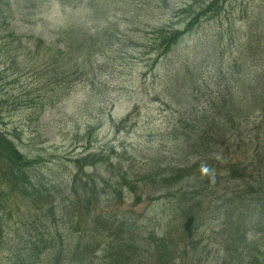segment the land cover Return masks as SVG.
<instances>
[{
    "label": "rangeland",
    "instance_id": "rangeland-1",
    "mask_svg": "<svg viewBox=\"0 0 264 264\" xmlns=\"http://www.w3.org/2000/svg\"><path fill=\"white\" fill-rule=\"evenodd\" d=\"M230 1L218 20L205 21L177 51L160 59L163 48L159 30L183 28L180 12L190 0H100L92 9L84 4L78 12L62 8L59 0H20L18 4L12 0L13 13L0 1V128L15 139L24 155L37 159L36 172L40 179L46 175L47 183L67 185L84 169L95 190L96 216H102L97 245L98 241L100 245L117 241L118 228L107 230L120 223L109 222L108 217L118 216L125 218L127 236L140 234L141 251L147 250L157 263L178 258L177 252L184 264H220L227 257L217 240L220 222L215 218L220 203L208 200L196 216L187 214L212 191L211 187L202 189L195 200L192 198L198 174L205 172L201 166L212 158H203L193 175L180 182L168 173L171 183L165 186L148 183L147 175L155 163L172 169L176 164L190 167L202 159L187 158L182 141L176 144L169 132L173 121L192 116L181 103L184 95L193 96L192 108H197L194 117L203 118L211 102L210 93L218 86L212 80L214 61L225 65L234 62L241 45L246 44V33L249 35L250 10L256 16L264 15V0H247L254 4L245 12L242 5L246 6V0ZM19 4L21 9H15ZM13 28L14 37L10 35ZM104 32L112 39L109 52L103 58L93 57L79 71L60 67L48 70L50 57L30 60L26 67L22 56L16 60L18 69L14 71L15 40L19 38L25 42L34 37L63 50V44H58L61 37L76 39L79 35L80 40L87 33L98 36ZM96 40H92L91 48ZM177 74L181 81L178 89L170 84ZM71 78L77 85L69 94L62 90ZM217 91L212 98H217ZM27 105L41 111L40 117ZM86 157L95 158V163L90 165V159L85 162ZM124 173L127 182L122 179ZM107 184L109 194H113L110 202L104 193ZM213 191L217 199L224 187ZM17 199L13 206H18L19 215L3 225L15 241L18 234L23 237L30 231L39 212L33 203L19 199L17 204ZM37 227L44 233L41 225ZM88 228L92 231L95 226ZM96 257L105 264L103 252Z\"/></svg>",
    "mask_w": 264,
    "mask_h": 264
},
{
    "label": "trees",
    "instance_id": "trees-1",
    "mask_svg": "<svg viewBox=\"0 0 264 264\" xmlns=\"http://www.w3.org/2000/svg\"><path fill=\"white\" fill-rule=\"evenodd\" d=\"M0 1H3L9 13H13L12 0ZM59 1L62 2V8L72 12H78L84 4L92 9L94 3H100V0ZM227 1L190 0V5L180 12L183 29L159 30L163 50L158 59L177 51L180 43L195 34L203 21L218 20ZM253 4L247 1L245 7L242 5V11H247ZM17 7L15 9H21L20 4ZM250 12L249 35L246 33V44L241 45L238 58L226 65L224 62L216 64V60L212 66L215 72L212 80L218 83L216 90H219V95L212 98L216 90L210 93L209 110L205 109L201 120L194 117L197 108H192L195 102L193 96L184 95L185 100L181 103L192 116L180 117L179 123L173 126L174 135L171 136L176 144L182 141L187 158H212L210 163H218L210 168V177L207 176L209 185L216 187L223 180L239 183L232 191L226 190L218 198L222 204V211L216 216V220L221 221L218 236L229 258V261L226 258L222 264H264V15L256 16L253 9ZM75 27L79 29V26ZM10 32L14 37L15 28ZM71 37L66 40L61 37L58 44H63V50L57 44L49 46L34 37L25 42L22 38L15 40L14 71L18 69L16 60L20 56L26 67L30 60L44 61V58L50 57L49 66L46 67L48 70L60 67L79 71L81 65L84 66L93 57L103 58L112 43L105 32L98 36L87 33L80 40L79 35L76 39ZM93 39L97 40L91 48ZM178 77L179 74L170 82L177 89L178 84H181ZM86 80L80 79L79 82ZM64 84L62 91L70 94L75 90L77 80L71 78ZM27 106L40 117L41 111ZM180 125L182 134L178 133ZM88 157L84 158L85 162L90 159ZM88 163L94 164L95 158ZM37 164V159L24 155L15 139L0 128V264H103L96 257L101 247L106 249L105 264H134L137 248L135 246L133 249L134 241L126 234L127 224H122L125 220L108 217L109 222H120L107 230L111 232L118 228L119 238L109 246L100 245L99 241L97 245L96 235L101 234V231L97 232L102 216H96L95 190L90 187L92 180L87 173H83L84 169L79 170L80 175L72 177L70 185L65 183L59 186L56 181L47 183L46 175L40 179L35 168ZM217 166L224 167L223 175L212 174ZM170 168L164 167L163 163H155L147 175L148 183L156 187L167 185L171 183L168 173L173 174L171 179L177 181L184 179L186 173L190 174L198 166L195 164L187 168L176 164ZM124 174L122 179L127 182V175ZM201 177L195 181L194 189L206 190L207 187H202ZM110 188L107 184L104 192L107 194V202L112 201L113 197V194H109ZM119 189L122 195V189ZM130 189L135 192L132 186ZM114 193L118 194L117 190L114 189ZM213 196L215 194L212 189L202 201ZM15 197L18 198L17 204L19 199H24L39 210L29 226L30 231L24 233L23 237L18 234L17 241L4 231V226H7L4 224L15 220L14 215L20 213L18 206H13ZM202 203L198 202L197 207H201ZM84 219L87 220L82 226L80 221ZM37 224L44 228V233L38 232ZM92 225L95 228L91 231L88 226ZM35 232L38 234L34 235Z\"/></svg>",
    "mask_w": 264,
    "mask_h": 264
}]
</instances>
